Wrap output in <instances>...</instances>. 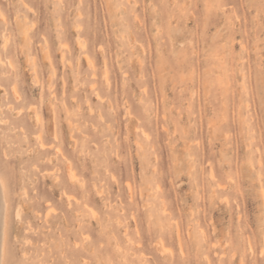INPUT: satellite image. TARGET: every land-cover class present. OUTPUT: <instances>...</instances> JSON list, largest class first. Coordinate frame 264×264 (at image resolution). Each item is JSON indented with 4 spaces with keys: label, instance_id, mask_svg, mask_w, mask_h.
<instances>
[{
    "label": "rangeland",
    "instance_id": "1",
    "mask_svg": "<svg viewBox=\"0 0 264 264\" xmlns=\"http://www.w3.org/2000/svg\"><path fill=\"white\" fill-rule=\"evenodd\" d=\"M4 264H264V0H0Z\"/></svg>",
    "mask_w": 264,
    "mask_h": 264
},
{
    "label": "bare ground",
    "instance_id": "2",
    "mask_svg": "<svg viewBox=\"0 0 264 264\" xmlns=\"http://www.w3.org/2000/svg\"><path fill=\"white\" fill-rule=\"evenodd\" d=\"M8 195L5 182L0 177V264H4L7 251Z\"/></svg>",
    "mask_w": 264,
    "mask_h": 264
}]
</instances>
